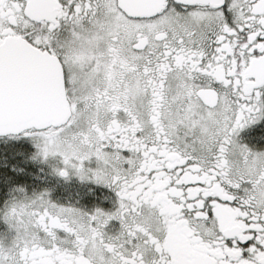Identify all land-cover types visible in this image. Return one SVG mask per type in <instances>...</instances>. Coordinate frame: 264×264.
<instances>
[{
    "label": "snow or ice",
    "instance_id": "obj_1",
    "mask_svg": "<svg viewBox=\"0 0 264 264\" xmlns=\"http://www.w3.org/2000/svg\"><path fill=\"white\" fill-rule=\"evenodd\" d=\"M262 117L264 0H0V136L115 194L17 189L0 264H264Z\"/></svg>",
    "mask_w": 264,
    "mask_h": 264
},
{
    "label": "flooded vegetation",
    "instance_id": "obj_2",
    "mask_svg": "<svg viewBox=\"0 0 264 264\" xmlns=\"http://www.w3.org/2000/svg\"><path fill=\"white\" fill-rule=\"evenodd\" d=\"M19 137H22V135ZM0 138L11 139L17 137L4 136ZM237 139L240 143L247 145L254 151H264V117L242 129ZM30 141H32L34 146L33 139L28 140L26 138L24 140L27 145H29L28 142ZM42 164L46 167L48 172L51 170L54 171L56 167L62 166L58 160L52 158L42 160ZM55 178L58 179L60 183L55 184L53 181L52 183L42 181L41 184H37L35 193L47 190L51 200L63 205H75L85 210L100 207L108 211L114 206L115 194L103 185H97L89 181H81L76 176H72L67 180L58 175H56ZM27 194L31 196L33 193L29 194L28 192ZM11 199H9V201ZM112 224L118 227L115 221H113ZM6 226L7 225H4V227Z\"/></svg>",
    "mask_w": 264,
    "mask_h": 264
},
{
    "label": "rangeland",
    "instance_id": "obj_3",
    "mask_svg": "<svg viewBox=\"0 0 264 264\" xmlns=\"http://www.w3.org/2000/svg\"><path fill=\"white\" fill-rule=\"evenodd\" d=\"M28 137H17L9 139L0 138V209L13 196H20L16 190L24 188L29 194L35 193L37 184L42 181L55 184L60 183L56 179L54 171H47L40 158L32 159L37 151L32 141L27 145L25 139ZM0 220V234L8 232V226Z\"/></svg>",
    "mask_w": 264,
    "mask_h": 264
},
{
    "label": "water",
    "instance_id": "obj_4",
    "mask_svg": "<svg viewBox=\"0 0 264 264\" xmlns=\"http://www.w3.org/2000/svg\"><path fill=\"white\" fill-rule=\"evenodd\" d=\"M4 136H8V135H2V136H0V137H4Z\"/></svg>",
    "mask_w": 264,
    "mask_h": 264
}]
</instances>
